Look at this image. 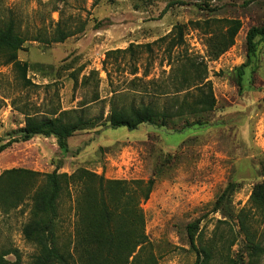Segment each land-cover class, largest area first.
Returning a JSON list of instances; mask_svg holds the SVG:
<instances>
[{
  "label": "rangeland",
  "instance_id": "374dc122",
  "mask_svg": "<svg viewBox=\"0 0 264 264\" xmlns=\"http://www.w3.org/2000/svg\"><path fill=\"white\" fill-rule=\"evenodd\" d=\"M7 10L23 37H38L40 42L28 40L18 53L19 60L29 65L27 78L32 85L26 88L12 66L0 60V138L16 137L25 113L52 117L77 110L90 126L68 139L67 152L57 147L54 138L38 136L12 144L0 153V173L27 168L71 174L82 167L106 179L154 177L155 187L141 208L145 233L159 264H194L196 254L188 243L187 226L195 221L202 243L215 247L211 264L246 260L237 221L213 212L212 204L234 181L239 186L232 197L234 211L246 208L253 185L264 178V46L259 69L245 80L243 89L238 88L235 73L246 59L247 31L264 21L262 1L0 0V19L7 17ZM207 18L241 22L234 45L216 60L208 57L205 35L190 25ZM57 21L63 31L74 34L62 43L49 41ZM178 24L186 26L184 45L167 53L158 40ZM130 44H149L150 49L135 48L134 56L129 52L104 62L107 51ZM183 57L204 64L205 81L211 84L215 99L212 112L174 118L166 127H108L112 92L125 95L119 100L122 105L153 102L159 109L175 107L170 72L178 70V58ZM134 68L138 71L132 75ZM92 71L98 75L82 84ZM144 71L148 76L143 80L152 83L144 89L139 81L132 86L131 80L141 78ZM188 92L196 95L194 88ZM185 93L177 97L182 99ZM74 197L70 190L60 203L61 244L73 238ZM27 213L25 205L0 215V253L17 250L20 264H29L37 253L21 234ZM223 220L227 223H218ZM253 230L262 231L259 225ZM5 259L10 264L16 260L13 254ZM258 264H264V257Z\"/></svg>",
  "mask_w": 264,
  "mask_h": 264
},
{
  "label": "trees",
  "instance_id": "16d2710c",
  "mask_svg": "<svg viewBox=\"0 0 264 264\" xmlns=\"http://www.w3.org/2000/svg\"><path fill=\"white\" fill-rule=\"evenodd\" d=\"M261 1L264 5V0ZM7 13L6 18L0 19V60L3 65L12 66L26 88L32 85L27 78L29 65L19 60L18 53L26 41L36 42L39 38L23 37L13 14L10 10ZM190 25L205 35L207 54L212 60H216L234 45L241 28L238 19L227 18H207L190 22ZM185 30L186 26L178 24L158 42L165 44V51L170 53L184 45ZM72 35L74 34L63 31L57 21L53 37L49 41L62 43ZM245 43V62L235 69L240 89H243L245 80L259 69L260 49L264 46V21L249 28ZM141 47L150 49L149 44H130L125 49L107 51L104 62L111 57L115 60L118 56L124 57L129 52L130 56H134V49ZM178 60V70L171 68L170 72L173 74L170 89L173 97H176L175 107L171 110L159 109L153 102L139 105L130 102L129 105H122L119 100L121 102L125 95L112 92L108 127L128 130H137L144 125L166 127L174 118L212 112L215 99L211 84L205 81L204 64L185 57ZM137 71L134 68L131 74L135 75ZM92 75L98 73L92 71L84 76L82 84H88ZM147 76L148 71H144L141 78L131 80V85L134 86L135 81H139L144 89L152 83L150 80H143ZM191 88L196 89L195 96L188 92ZM182 92L186 93L180 99L177 96ZM77 113V110H69L53 114L52 117L25 113L24 126L14 132L16 137L8 140L0 138V142H4L0 144V153L14 143L27 142L38 136L54 138L57 147L67 152L68 139L90 126V122ZM154 187V177L147 180L106 179L102 174L98 175L82 167L71 174L59 173L57 169L40 173L27 168H11L0 173V215L6 216L28 206L27 221L22 226L21 234L25 242L33 245L37 251L29 264H159L154 246L145 233L146 219L141 208ZM238 188L236 182H228L213 202L212 211L221 212L225 217L233 216L243 235L246 260L232 259L227 264H258L264 257V246L260 239L264 236V178L253 185L247 207L234 211L232 197ZM70 190L75 195L76 225L72 241L61 244L59 209L62 197ZM218 223L227 222L223 220ZM254 225L261 227V234L253 230ZM198 228V221L187 226L188 243L196 254L194 264H211L215 247L213 244L202 243ZM234 241L233 237L230 246ZM11 254L16 258L12 264H20L17 250L1 252L0 264H10L5 257Z\"/></svg>",
  "mask_w": 264,
  "mask_h": 264
}]
</instances>
